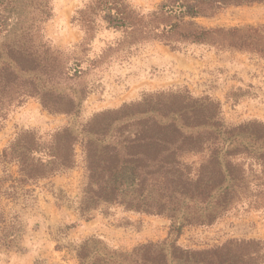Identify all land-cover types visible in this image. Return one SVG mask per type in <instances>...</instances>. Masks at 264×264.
Returning <instances> with one entry per match:
<instances>
[{
	"label": "rangeland",
	"instance_id": "obj_1",
	"mask_svg": "<svg viewBox=\"0 0 264 264\" xmlns=\"http://www.w3.org/2000/svg\"><path fill=\"white\" fill-rule=\"evenodd\" d=\"M114 1L0 0V46L16 43L37 52L52 70L47 87L75 97L79 104L74 113H53L38 98L27 99L0 128V153L29 130L43 142L65 127L80 138L73 168L25 186L15 183V189L12 182L4 185L9 191L0 208L19 236L12 248L0 245V264H81L78 253L83 248L90 255L110 257L170 238L172 220L165 215L119 203L85 208L89 173L83 143L86 136L96 138L85 129L97 114L168 95L194 98L198 106L217 104L213 109L220 124L184 128L213 131L206 148L184 152L178 160L196 177L216 154L228 173V166L234 171L236 178L230 181L238 188L225 209L213 203L221 212L213 223L185 225L178 244L203 249L230 239H255L264 246V137L256 134L264 129V56L211 40L170 45L153 39V14L165 0H121L135 18L134 26L119 25L105 4ZM193 20L206 28L264 25V2L231 5ZM152 114L163 123L176 116L149 112L117 120L99 144L115 137L121 142L135 134L139 119ZM6 174L20 177L19 165L0 162V177Z\"/></svg>",
	"mask_w": 264,
	"mask_h": 264
},
{
	"label": "trees",
	"instance_id": "obj_2",
	"mask_svg": "<svg viewBox=\"0 0 264 264\" xmlns=\"http://www.w3.org/2000/svg\"><path fill=\"white\" fill-rule=\"evenodd\" d=\"M256 2L264 0H165L153 14L157 24L151 27L149 37L170 45L180 40H211L218 45L264 56V25L206 28L193 20L199 16H213L221 8L231 5ZM105 4L121 21L120 26L135 25V18L123 7L121 0ZM46 61L37 52L16 43L0 46V128L9 114L29 98H38L42 106L53 113L76 112L79 104L75 97L47 87L52 70ZM198 102L176 95L157 100L151 98L99 113L87 124L85 131L96 138L86 136L83 139L89 173L85 208L100 203H119L129 210L165 215L172 223L170 238L141 244L131 252L108 257L90 255L83 248L78 253L81 264H263L264 246L260 240L230 239L222 245L203 249L178 244L185 225L213 223L221 213L213 203L225 209L238 193L237 184L230 181L236 178L234 171L228 166V173L216 154L214 160L202 165L196 177L185 172L183 163L178 160L184 152L204 150L215 134L213 131L185 132V127L221 123L213 109L217 104L210 102L198 106ZM149 112L176 116L163 123L156 114L147 115L137 121L135 134L127 135L121 142L111 134L113 141L99 144L100 140L108 138L117 120ZM256 134L259 139L264 137V129ZM79 141V136L68 127L56 132L49 142L41 141L34 131L21 132L0 153V162H16L20 172L18 178L9 174L0 177V202L9 191L8 188L3 190L7 182L14 183L11 187L15 189V183L25 186L73 168ZM213 197H217L216 200H211ZM198 204L204 206L198 207ZM18 236L19 229L15 224H9L0 208V245L12 248Z\"/></svg>",
	"mask_w": 264,
	"mask_h": 264
}]
</instances>
